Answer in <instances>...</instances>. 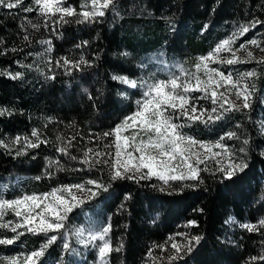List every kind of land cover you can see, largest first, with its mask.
<instances>
[{
    "label": "trees",
    "instance_id": "obj_1",
    "mask_svg": "<svg viewBox=\"0 0 264 264\" xmlns=\"http://www.w3.org/2000/svg\"><path fill=\"white\" fill-rule=\"evenodd\" d=\"M62 2L79 13L86 0ZM35 7V0H22L13 9L0 7V109L7 110L0 116V140L10 145V149L0 147V185L4 186L0 198L99 180L110 185L108 191L99 190L95 198L75 208L66 227L97 230L110 223L108 238L113 248H122L111 253L108 264H264L260 259L264 257V227H260L264 220V63L225 64V68L258 74L251 79L249 109L222 112L215 122L189 123L183 128L200 141L225 137L223 143L233 152V159L247 165L231 179L216 167H208L200 172L202 183L186 181L195 186L168 195L174 189L161 192L155 178L110 181L107 166L89 169L80 163L89 148L111 153V148L104 147L111 143L110 136L101 138L102 134L135 111L144 91L121 84L113 76L141 83L180 75V69L194 70L199 57L238 26L264 21V0H115L114 7L94 22H80L79 16H73L55 24L56 18L24 10ZM252 38H258L264 48V23L251 28L235 45ZM261 57L264 51L257 59ZM62 58L72 62L83 58L88 63L78 68L58 66L56 61ZM18 72L21 78H10ZM33 130L47 143L17 155L20 145L11 141L17 136L35 140ZM228 132L236 138H227ZM70 139L69 154L76 160L57 151ZM49 160H59L64 170L49 168ZM4 219L15 217L9 211ZM189 221H196L197 226L185 227ZM243 224L256 225L258 231L250 232ZM177 233L198 235L201 240L181 259L169 262L173 251L169 238L185 243ZM12 236L0 229V238ZM70 242L75 253H65L58 240L40 264H60L61 260L63 264H91L92 252L77 245L74 237L70 236ZM42 243L41 236L26 234L13 245H0V264L5 257L38 250ZM156 245L169 250L161 251Z\"/></svg>",
    "mask_w": 264,
    "mask_h": 264
},
{
    "label": "snow or ice",
    "instance_id": "obj_2",
    "mask_svg": "<svg viewBox=\"0 0 264 264\" xmlns=\"http://www.w3.org/2000/svg\"><path fill=\"white\" fill-rule=\"evenodd\" d=\"M22 0H0V7L13 9L19 6ZM115 0H86L82 5L84 10L79 13L72 7H65L62 0H35V8L24 9L27 12L38 11L43 17L49 19L56 18L53 23H66V17L79 16L80 22H94L97 17H103L105 10L110 6L114 7ZM264 21L253 20L248 24L240 25L226 39L220 42L215 49L207 56L201 57L195 65V71L189 77L188 73L180 69L181 74H172L167 79L137 80L127 76H113L121 84L130 88H142V99L137 100L136 111L124 118L112 131L104 132L101 138L113 137V142L107 144L105 148L114 147V153L106 151H94L89 148L83 153L80 163L88 165L91 169L98 165H105L109 169V180H140L155 177L162 182L159 187L161 192L167 189L168 195L177 194L185 187H194L185 183L186 181H197L202 183L201 171H208L207 163L214 161L217 170L223 173L224 177L231 179L238 171H243L247 166L243 161L237 163L233 159V152L223 143L225 137H221L215 143H205L183 133V128L189 123L201 122L208 124L221 118L222 112L235 111L240 108L249 109L251 107L250 98L252 85L244 83L251 80L258 74L255 71H246L234 78L231 73L227 75L217 68L209 67L210 63L233 65L237 63H264V57L257 59L253 52L248 50V45L260 48L261 42L251 39L247 44H242L239 49H234L236 41L247 34L251 28ZM31 24V21H29ZM47 26V20H45ZM38 29L39 25L31 24ZM28 40V36H24ZM50 45V41H41ZM86 43V42H85ZM50 50V49H49ZM237 51L246 52V57L241 58ZM221 53H228L229 56H221ZM51 63V61H49ZM58 66L69 65L79 67L87 64L83 58L78 62H72L67 58L56 61ZM205 78H201L200 73ZM21 73L11 75V79L21 78ZM54 79L55 77H50ZM223 89V91H220ZM202 93L199 97H193L191 93ZM235 96V101L231 98ZM201 99L210 100L213 107L211 109L198 108L196 101ZM236 101H242L237 105ZM7 110L0 109V116L5 115ZM183 120L185 123L176 121ZM130 131V135L122 136L123 132ZM35 140L28 137L23 139L19 136L11 141V145H20L16 150L17 155L26 154L28 148H37L40 143H47L42 140L38 130L31 133ZM229 139L236 138L233 132L226 133ZM58 139H61L58 137ZM72 139H75L73 137ZM70 139L66 146L58 147L57 151L70 159L76 160V156H70L69 149L72 146ZM248 143L247 140L244 141ZM0 147L10 149V145L0 140ZM219 149V151H214ZM244 151L243 148L240 149ZM138 154V155H137ZM107 157V159H105ZM223 157L224 159H220ZM200 165H205L201 168ZM48 167H55L57 171H63L60 161L49 160ZM145 169L147 171H145ZM82 170V169H74ZM51 173H49V176ZM39 179V177H37ZM110 185H105L99 180L88 179L84 183L72 185H62L52 189L47 193L25 194L14 199H0V229H5L14 234L11 238H0V245H13L26 234L41 236L43 243L38 250L22 256H12L3 264H40L47 250L58 240H62V249L65 253H75L72 247L70 236L75 238L77 244L84 248H94L98 252L100 264H108V257L112 252H119L122 245L113 248L109 237L111 224L100 226L97 230H86L82 227L70 229L66 227L69 214L85 202L98 195L99 190L108 191ZM4 186L0 185V194ZM130 199L131 197H126ZM11 211L14 220H5L4 217ZM196 221H189L185 227H195ZM242 227L248 231H258V227L253 224H243ZM260 227H264V220L260 221ZM51 233V234H50ZM67 233V234H66ZM70 234V235H69ZM183 236L185 243L180 244L172 237L170 248L172 254L167 257L169 262L182 258V254L191 252L194 245L199 244L201 237L189 235L187 233H177ZM161 251L167 252L169 249L165 245H156ZM151 257V252L148 253ZM155 258H153L154 260ZM253 261L257 257L251 258ZM264 259V257H260ZM63 264V260L60 261Z\"/></svg>",
    "mask_w": 264,
    "mask_h": 264
},
{
    "label": "rangeland",
    "instance_id": "obj_3",
    "mask_svg": "<svg viewBox=\"0 0 264 264\" xmlns=\"http://www.w3.org/2000/svg\"><path fill=\"white\" fill-rule=\"evenodd\" d=\"M62 4L65 6V7H67L63 2H62ZM252 39H257L258 41H259V39L258 38H252ZM251 40V39H250ZM250 40H247V41H241V42H239L237 45H234L233 47H234V49H239L240 47H241V45L242 44H247L248 43V41H250ZM223 41V40H222ZM221 41V42H222ZM220 43V42H219ZM218 43V44H219ZM217 44V45H218ZM216 45V46H217ZM215 46V47H216ZM215 47L210 51V52H212L214 49H215ZM248 50H250V51H252L253 52V54H254V56L256 57V58H258V56H260L261 55V49L260 48H256V47H254V46H251L250 44L248 45ZM210 52H208L207 54H205V55H202V56H200L199 57V59L201 58V57H204V56H207ZM221 56H229L230 54H228V53H221L220 54ZM237 55L238 56H240L241 58H245L246 57V52H244V51H237ZM199 59H198V62H199ZM209 67H211V68H217L219 71H222V72H224L226 75L228 74V73H231L232 75H233V77L234 78H236V77H238L239 76V74H241V73H243V72H240V71H238V70H235V68H229V67H227V68H225V64H214V63H210L209 64ZM195 71V69L194 70H192V71H188L187 73H188V75H189V77L191 76V74L193 73ZM177 75V74H176ZM200 75H201V78L203 79V78H205L204 76H203V73L201 72L200 73ZM244 83H247V84H250V85H252V81L251 80H248V81H244ZM220 91H223V89H220ZM191 95L193 96V97H199V96H201L202 95V93H200V92H194V93H191ZM143 97L142 96H140V97H138L137 98V100H140V99H142ZM234 101H235V96L233 95L232 97H231ZM205 102H207V106H205L204 105V103ZM236 103H237V105L239 106V105H241L242 104V101H236ZM196 104H197V107L198 108H207V109H211V107H213V105L211 104V102H210V100H208V99H201V100H198V101H196ZM136 109H137V105H136ZM136 109H135V111H136ZM134 111V112H135ZM134 112H132L131 114H133ZM131 114H129V115H131ZM124 119H122L121 120V122L123 121ZM120 122V123H121ZM176 122H178V123H182V120H180V121H176ZM120 123H118V124H120ZM117 124V125H118ZM116 125V126H117ZM115 126V127H116ZM114 127V128H115ZM113 128V129H114ZM112 129V130H113ZM111 130V131H112ZM261 130H262V132L264 133V125H261ZM183 133L184 134H186V135H188V136H191V135H189L184 129H183ZM131 133H130V131H128V132H123L122 133V136H128V135H130ZM192 137V136H191ZM194 138V137H193ZM196 139V138H195ZM110 140H111V143L113 142V137L112 136H110ZM198 140V139H197ZM200 141V140H199ZM218 140H216V141H202V142H205V143H215V142H217ZM110 143V144H111ZM111 153H114V151H115V149H114V147H112L111 148ZM214 151H219V149H214ZM138 155V154H137ZM220 159H224L223 157H221ZM216 167L217 168V165L214 163V161H212V160H209L208 161V163H207V167H209V168H211V167ZM200 167L202 168V167H205V165H200ZM145 171H147L146 169H145ZM153 178H155V177H153ZM156 179V178H155ZM157 180V179H156ZM158 181V184H159V186H161L162 185V182L161 181H159V180H157ZM167 190H172V189H167ZM51 191V190H50ZM47 192H49V191H47ZM47 192H44V193H47ZM41 194V193H40ZM15 198H17V197H15ZM0 199H3V198H0ZM12 199H14V198H12ZM9 200H11V199H9ZM77 227H82V228H85L84 226H82V225H79V226H75L74 228H77ZM86 229V228H85ZM87 230V229H86ZM75 243H76V241H75ZM77 245H79V244H77ZM80 246H82V245H80ZM85 249H89L91 252H92V254L94 255V258H93V261L91 262V264H100V261H99V257H98V252H97V250L96 249H94V248H91V247H88V248H85ZM20 256H22V255H20ZM10 257H12V256H9V257H5V260H7L8 258H10Z\"/></svg>",
    "mask_w": 264,
    "mask_h": 264
}]
</instances>
